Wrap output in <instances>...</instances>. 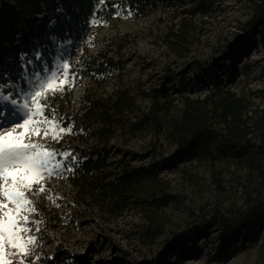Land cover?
<instances>
[{
	"label": "rangeland",
	"instance_id": "rangeland-1",
	"mask_svg": "<svg viewBox=\"0 0 264 264\" xmlns=\"http://www.w3.org/2000/svg\"><path fill=\"white\" fill-rule=\"evenodd\" d=\"M145 1L141 11L131 0H119L118 13L87 23L85 38L75 39L60 61L43 48L44 30L29 37L23 49L0 56V90L16 101L0 97V128L5 132L27 118L22 105L26 100L31 105L37 74L49 75L67 61L73 80L48 97L45 111L57 119L68 116L71 122L59 120L72 132L54 140L42 130L27 141L55 150L65 168L46 174L45 192L36 187L27 192L36 210L21 214L41 223L39 232L36 223L28 224L32 232L25 235L34 234L37 240L24 264H264L263 0H205L204 11H198L199 0ZM179 33L186 38L181 40ZM99 52L118 67L101 76L81 73L83 58ZM31 59L40 66L28 68ZM161 91L169 102L158 123L141 124L154 94ZM231 91L243 99L241 126L248 132L243 141L248 152L225 155L213 149L202 158L182 156L173 124L182 114L183 98L214 93L212 100L219 104ZM114 93L130 96L133 103L118 112L112 126L107 170L117 174L123 166L173 161L159 170L158 193L144 190L123 205L78 191L68 173L87 158L93 142L88 133L73 129V116L86 96L108 99ZM212 119L218 132L227 134L219 110ZM64 152L72 155L64 160ZM251 208L260 210L254 225L241 226L234 239L222 241L217 217L239 219ZM227 247L238 248L237 253L228 261L216 260ZM8 259L18 264L20 258Z\"/></svg>",
	"mask_w": 264,
	"mask_h": 264
},
{
	"label": "trees",
	"instance_id": "trees-1",
	"mask_svg": "<svg viewBox=\"0 0 264 264\" xmlns=\"http://www.w3.org/2000/svg\"><path fill=\"white\" fill-rule=\"evenodd\" d=\"M146 3L145 0H131V4L141 11H145ZM206 6L205 0L198 1V11H204ZM262 6L264 7V0ZM119 8V0H0V56L23 49L29 37L44 30L46 35L43 48L51 54L53 61H60L68 54L75 39L80 41L85 38L87 23L109 20L118 13ZM261 34L264 37V29ZM178 37L183 40L186 34L179 33ZM31 60L32 64L28 68L40 66L35 59ZM82 63L81 73L92 77L106 75L108 71L118 67L117 62L103 52L83 58ZM235 76L234 73L231 74V77ZM13 77L20 81L16 75ZM230 93L222 96L219 104L212 100L214 93L202 99L188 96L183 98L182 114L173 124L175 141L182 156L187 159L202 158L212 153L213 149L225 155L248 152V143H243L248 132L241 126L243 99L232 91ZM168 102L164 92L155 93L151 110L143 114L141 124L147 121L158 123L159 115ZM132 103V98L122 93H114L108 99L86 96L81 110L72 118L73 129L81 131V134L88 133L93 138V142L88 144L87 158L68 172L73 186L89 197L99 196L104 202L123 205L139 197L144 190L149 195L160 191L159 170L168 160L149 163L148 166H123L117 174L113 170H107V144L112 137V126L118 119V112L130 107ZM52 110L57 111L56 108ZM217 110L227 124V134H220L214 127L212 114ZM51 114L52 112H47V115ZM59 119L63 123L66 120L67 123L71 122L68 116H59ZM172 163L173 161H168L167 165ZM259 213L257 208H251L239 219L218 216L217 221L223 228L222 241L234 239L241 226H253ZM237 249H221L216 260H230Z\"/></svg>",
	"mask_w": 264,
	"mask_h": 264
},
{
	"label": "snow or ice",
	"instance_id": "snow-or-ice-1",
	"mask_svg": "<svg viewBox=\"0 0 264 264\" xmlns=\"http://www.w3.org/2000/svg\"><path fill=\"white\" fill-rule=\"evenodd\" d=\"M40 58L39 53L37 59ZM70 64L67 61L57 65L49 75H36V90L31 93V105L25 101L22 107L27 109V118L22 123L15 124L9 131L0 128V264H14L8 257L18 256V264H24L34 249L36 235H25L32 232L29 223H36V232L40 231V221H30L29 215L21 213L35 211V204L27 192L33 187L41 193L46 191L42 181L47 176L56 174L64 169L63 160H57L55 150H48L44 144L27 142L31 134L40 135L43 130L45 137L51 135L54 140L62 139V134H70L71 127H64L55 114L45 116L48 108L47 99L72 84ZM0 97L16 101L11 96ZM36 117H40L36 119ZM17 129L23 131L17 132ZM64 160L72 154L61 153ZM69 171L71 169H68ZM13 205L14 207H9ZM15 250V251H12Z\"/></svg>",
	"mask_w": 264,
	"mask_h": 264
}]
</instances>
